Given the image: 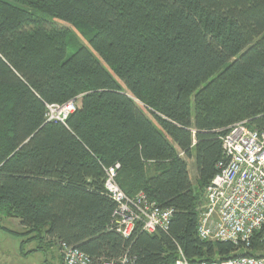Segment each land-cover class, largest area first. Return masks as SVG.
Segmentation results:
<instances>
[{
    "label": "trees",
    "instance_id": "16d2710c",
    "mask_svg": "<svg viewBox=\"0 0 264 264\" xmlns=\"http://www.w3.org/2000/svg\"><path fill=\"white\" fill-rule=\"evenodd\" d=\"M72 33L111 73L85 46L66 56ZM73 99L65 124L47 120ZM242 121L264 131V0H0V222L24 230L0 228L23 243L95 262L174 264L177 247L191 264L264 257L257 233L245 250L196 234L220 138ZM115 164L128 197L173 210L167 231H114L103 180Z\"/></svg>",
    "mask_w": 264,
    "mask_h": 264
},
{
    "label": "built area",
    "instance_id": "2783aa9c",
    "mask_svg": "<svg viewBox=\"0 0 264 264\" xmlns=\"http://www.w3.org/2000/svg\"><path fill=\"white\" fill-rule=\"evenodd\" d=\"M76 110V100L46 107L48 121L65 124ZM223 158L217 174L204 190L205 204L199 205L196 234L203 241L231 243L244 250L257 233L264 243V131L250 128L246 121L226 129L220 138ZM118 165L106 169L104 189L114 202L111 227L129 238L137 224L148 234L167 231L172 209H161L143 193L128 197L115 181ZM61 264H131L124 254L117 260L98 262L76 248L58 247ZM174 264H191L177 247ZM195 264H264V257L237 256Z\"/></svg>",
    "mask_w": 264,
    "mask_h": 264
},
{
    "label": "rangeland",
    "instance_id": "374dc122",
    "mask_svg": "<svg viewBox=\"0 0 264 264\" xmlns=\"http://www.w3.org/2000/svg\"><path fill=\"white\" fill-rule=\"evenodd\" d=\"M46 19H48L50 23L59 27H65L72 30V27L65 24L63 21L54 20L48 17H46ZM72 35L76 38L77 43L74 40L72 41V37L68 39L66 48L67 57L75 52L78 45L85 46L92 52L100 65L110 72L108 66L101 60V58L88 47L86 37L79 36L75 33H72ZM114 79L116 78L114 77ZM187 166L192 186L197 191V173L193 159L187 160ZM0 223L3 227L15 233H22L24 230L17 219L3 218ZM26 238L27 237L25 236H19L0 228V264H60L58 246L57 248H50L44 243L45 241L41 242L39 240L23 243ZM38 247L39 249L37 252H32V250Z\"/></svg>",
    "mask_w": 264,
    "mask_h": 264
},
{
    "label": "bare ground",
    "instance_id": "6f19581e",
    "mask_svg": "<svg viewBox=\"0 0 264 264\" xmlns=\"http://www.w3.org/2000/svg\"><path fill=\"white\" fill-rule=\"evenodd\" d=\"M68 119V118H67ZM66 119V120H67ZM66 122V121H65ZM221 151H222V158H223V149H222V145H221ZM182 156V155H181ZM222 160V159H221ZM221 160H219L217 163H216V165H215V169H216V171L218 172V170H217V164L221 161ZM115 165H118V169H119V164H115ZM114 166V165H113ZM112 167V166H111ZM108 168H110V167H108ZM117 169V170H118ZM117 170H116V172H117ZM217 172H216V174H217ZM105 179H106V169H104V180H103V188H104V183H105ZM212 180V179H211ZM211 180H210V182H211ZM115 181H116V176H115ZM210 182L208 183V185L210 184ZM207 185V186H208ZM207 186H206V188H207ZM205 188V189H206ZM104 191L106 192V190L104 189ZM106 194H107V192H106ZM108 195V194H107ZM147 198V197H146ZM205 202H206V200H205V198H204V196H203V200H202V202L201 203H199L198 205H197V208H198V206L199 205H203V204H205ZM161 208V207H160ZM197 208H196V211H197ZM161 209H169V208H161ZM172 214H173V210H172ZM197 214H198V211H197ZM172 217V216H171ZM138 225V224H137ZM136 225V226H137ZM135 226V227H136ZM135 229V228H134ZM141 229H142V227H141ZM134 231V230H133ZM143 231V230H142ZM133 233V232H132ZM61 244H64V243H59L58 244V247H60V245ZM66 245V244H65ZM66 246H68V245H66ZM68 247H72V246H68ZM72 248H75V247H72ZM77 249V248H76Z\"/></svg>",
    "mask_w": 264,
    "mask_h": 264
},
{
    "label": "crops",
    "instance_id": "0c3cea01",
    "mask_svg": "<svg viewBox=\"0 0 264 264\" xmlns=\"http://www.w3.org/2000/svg\"><path fill=\"white\" fill-rule=\"evenodd\" d=\"M18 222V221H17Z\"/></svg>",
    "mask_w": 264,
    "mask_h": 264
}]
</instances>
